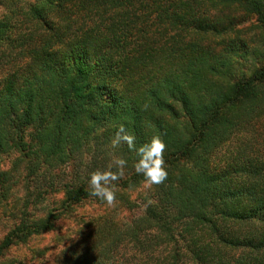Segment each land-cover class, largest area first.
<instances>
[{
	"label": "trees",
	"instance_id": "1",
	"mask_svg": "<svg viewBox=\"0 0 264 264\" xmlns=\"http://www.w3.org/2000/svg\"><path fill=\"white\" fill-rule=\"evenodd\" d=\"M120 125L137 146L164 140L168 177L136 219L84 222L59 264H264V0H0L1 200L19 183L4 157L26 162L0 264L105 204L88 181L113 155L128 161L115 201L143 185L135 153L112 148ZM85 155L73 182L41 171ZM51 192L56 209L30 212Z\"/></svg>",
	"mask_w": 264,
	"mask_h": 264
},
{
	"label": "rangeland",
	"instance_id": "2",
	"mask_svg": "<svg viewBox=\"0 0 264 264\" xmlns=\"http://www.w3.org/2000/svg\"><path fill=\"white\" fill-rule=\"evenodd\" d=\"M18 155L6 156L3 160V169L12 172L13 177L19 182L12 190L8 200L0 199V240L11 227L12 216L17 213V210L22 204L24 197V188L21 181L25 174L24 167L26 162L18 163L16 159ZM83 165L75 163L73 166L61 167L55 170H50L48 166L42 167V172H47V179H55L57 186L64 182H73L78 175L85 177L90 174L89 164L91 160L90 155L83 157ZM112 159V157H111ZM109 165V164H107ZM99 168L97 170H102ZM113 170V169H112ZM79 171V172H78ZM78 173V175H77ZM19 175L21 176L19 178ZM88 178V176H87ZM45 179V178H44ZM121 200L114 201L113 205L108 206L99 204L96 201H88L79 207L75 212L68 216L62 222H58L56 229L48 234L31 238L26 244L12 249L7 254L6 263L18 264H59L62 260V252L69 246L75 245L79 238L87 232V227L84 222H89L90 218L101 220H112L119 225L132 221L141 216L144 211V200L152 195V187L146 188L144 184L135 189L120 191ZM59 193L51 192L48 195L44 204L33 207L30 212L43 216L53 211L59 206ZM134 203L133 209H127L126 204Z\"/></svg>",
	"mask_w": 264,
	"mask_h": 264
},
{
	"label": "clouds",
	"instance_id": "3",
	"mask_svg": "<svg viewBox=\"0 0 264 264\" xmlns=\"http://www.w3.org/2000/svg\"><path fill=\"white\" fill-rule=\"evenodd\" d=\"M122 143L128 146L129 151L135 153L136 159L133 166L136 174L143 177L144 187L150 188L165 182L168 177L164 159L166 144L161 137L153 136L147 142L137 146L136 137L129 134L124 125H120L111 145L115 149ZM127 163L125 158L113 155L106 170L91 173L88 181L91 188L90 195L105 202L108 206L113 205L116 198L114 182L124 176ZM113 168L116 171H113Z\"/></svg>",
	"mask_w": 264,
	"mask_h": 264
}]
</instances>
